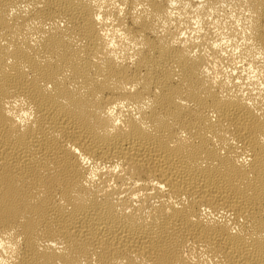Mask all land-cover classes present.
<instances>
[{
    "label": "bare ground",
    "instance_id": "6f19581e",
    "mask_svg": "<svg viewBox=\"0 0 264 264\" xmlns=\"http://www.w3.org/2000/svg\"><path fill=\"white\" fill-rule=\"evenodd\" d=\"M0 264H264V0H0Z\"/></svg>",
    "mask_w": 264,
    "mask_h": 264
}]
</instances>
